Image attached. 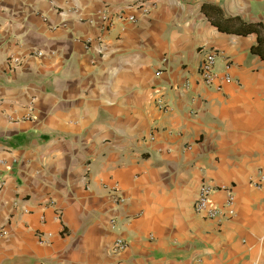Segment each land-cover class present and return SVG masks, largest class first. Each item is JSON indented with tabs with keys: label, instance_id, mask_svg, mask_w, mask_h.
Here are the masks:
<instances>
[{
	"label": "crops",
	"instance_id": "obj_1",
	"mask_svg": "<svg viewBox=\"0 0 264 264\" xmlns=\"http://www.w3.org/2000/svg\"><path fill=\"white\" fill-rule=\"evenodd\" d=\"M0 264H264V0H0Z\"/></svg>",
	"mask_w": 264,
	"mask_h": 264
},
{
	"label": "built area",
	"instance_id": "obj_2",
	"mask_svg": "<svg viewBox=\"0 0 264 264\" xmlns=\"http://www.w3.org/2000/svg\"><path fill=\"white\" fill-rule=\"evenodd\" d=\"M144 12L147 13L148 10H144ZM101 19L104 22L106 21L105 17H101ZM124 20L129 22L135 21L133 16L126 17L124 18ZM37 55L41 56L40 53H37ZM217 56V53L213 50L204 51L203 58L200 64L198 65V76L205 87L220 91L222 83H230L232 79L228 74H224L221 83H216L218 78V75L215 72V61ZM226 68H228V64L226 65ZM158 74H160V72ZM160 108L165 110L167 109V106L165 104H160ZM253 186L256 188L259 187L257 184H253ZM212 192L213 189L209 185L202 184L198 190L197 199L194 207L195 214L207 220H215L221 217V212L217 208L213 207L210 202ZM224 192V204L225 206H230L233 203V196L227 189H224ZM114 201L118 204L123 203V200L120 198H115ZM114 244L116 250H122L126 247V242L121 239L115 240Z\"/></svg>",
	"mask_w": 264,
	"mask_h": 264
}]
</instances>
